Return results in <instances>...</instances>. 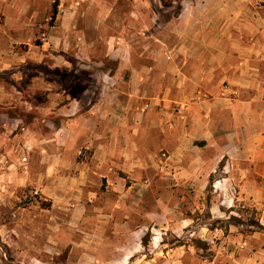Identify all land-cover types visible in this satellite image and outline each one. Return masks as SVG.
<instances>
[{
    "label": "rangeland",
    "instance_id": "374dc122",
    "mask_svg": "<svg viewBox=\"0 0 264 264\" xmlns=\"http://www.w3.org/2000/svg\"><path fill=\"white\" fill-rule=\"evenodd\" d=\"M225 68L260 92L264 0H0L2 134L20 159L0 180V264H264L244 160L165 144L182 85ZM78 125L114 143L119 126L139 164L83 179Z\"/></svg>",
    "mask_w": 264,
    "mask_h": 264
},
{
    "label": "crops",
    "instance_id": "0c3cea01",
    "mask_svg": "<svg viewBox=\"0 0 264 264\" xmlns=\"http://www.w3.org/2000/svg\"><path fill=\"white\" fill-rule=\"evenodd\" d=\"M219 71L217 73V70H213L206 76L198 75L195 82L188 80L186 83L190 82V86L186 83L182 85L184 92L180 103L188 105L189 111L184 124L180 122V130L175 128L166 135L165 144L176 149L178 144L174 146V143L179 142L181 153L186 146L196 148L198 152L212 148L213 155H218L221 149L229 147V154H234V163L244 160L245 193L256 202L257 210L264 211V202L261 199L264 197V100L260 96L264 94V85H260V92H257L258 87L255 85L242 89L238 87V78L230 75L229 69ZM226 83L229 88L225 87ZM1 91L2 88L0 121L8 116L11 105L8 93L4 88L3 93ZM232 92H238V98L232 97ZM201 94L206 98L201 97ZM5 122L6 120L0 122V180L10 177L16 167L14 163L20 164V159L14 161L8 157L11 153L10 144L3 137V134L6 136V128L2 126ZM108 127L105 129L109 130ZM113 128L117 132L115 143L109 140L114 134L102 133L105 129L98 132L93 129L82 130L81 125L72 128V135L78 131L82 133L80 137L84 138V147L90 151L88 160L83 162L84 168L80 167V176L83 179L92 180L99 175L114 180L117 170H123L130 161L132 166L139 164V160L134 159V152L130 151L137 147L131 149L132 142L124 141L121 132L119 133V126ZM41 149L44 150L43 147ZM238 149L240 154H237ZM79 150L72 144L74 156ZM125 158L127 161H124Z\"/></svg>",
    "mask_w": 264,
    "mask_h": 264
}]
</instances>
